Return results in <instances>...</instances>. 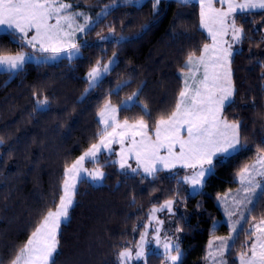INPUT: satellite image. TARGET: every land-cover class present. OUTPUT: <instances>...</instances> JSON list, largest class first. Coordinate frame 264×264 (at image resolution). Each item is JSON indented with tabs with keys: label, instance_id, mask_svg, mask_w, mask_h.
<instances>
[{
	"label": "trees",
	"instance_id": "trees-1",
	"mask_svg": "<svg viewBox=\"0 0 264 264\" xmlns=\"http://www.w3.org/2000/svg\"><path fill=\"white\" fill-rule=\"evenodd\" d=\"M66 2L96 19L112 0ZM108 11L86 34L81 57L27 63L18 73H0V138L4 140L0 146V261L5 264L42 214L58 202L64 164L94 142L102 128L97 112L105 99L121 106V101L140 89L137 105L147 104L153 116L169 109L182 85L179 75L186 54L210 42L199 27L197 3L162 0L154 13L152 0L140 5L119 0V6ZM236 18L245 28V38L232 62L235 104L226 108L225 115L241 122L246 148L218 163L215 174L194 196L182 182L183 170L161 171L155 178H144L143 174L122 172L113 164L115 152L104 153L99 158L106 174L104 183L79 184L70 219L61 225L57 264H116L121 246L134 247L145 230L151 208L166 199L176 201L173 226L183 229V264H206L210 238L229 233L226 224L214 227L222 219L217 199L238 187L236 173L256 159L257 146L264 140V69L260 66L264 63V11L238 13ZM109 26L115 28L120 40L96 43L97 34L109 33ZM0 48L30 51L26 46L21 49L19 39L10 32L0 34ZM114 52L115 67L98 87L85 93L90 67L98 59L107 63ZM125 81L127 86L109 97ZM34 91L40 99L48 97L47 110L37 109ZM140 114L139 106L130 110L121 106L119 118ZM88 165L96 167L91 162ZM252 215H264V201L256 205ZM245 239L240 231L228 253L229 264H239L238 252ZM153 253L148 256V264H163L162 256Z\"/></svg>",
	"mask_w": 264,
	"mask_h": 264
},
{
	"label": "snow or ice",
	"instance_id": "snow-or-ice-1",
	"mask_svg": "<svg viewBox=\"0 0 264 264\" xmlns=\"http://www.w3.org/2000/svg\"><path fill=\"white\" fill-rule=\"evenodd\" d=\"M123 2L131 4L136 0ZM178 2L187 5L191 0ZM197 2L199 27L207 33L210 42L186 54L179 75L182 85L174 105L153 116L147 104L137 105L142 91L138 89L121 101L120 105L124 110L139 106L141 114L121 120V106L114 105L110 98H106L97 112L98 123L102 128L94 142L81 155L64 164L58 202L54 201V207L42 214L26 241L15 249L6 264H57L60 245L58 236L61 225L70 219L78 184L99 182L105 178L106 174L102 166H99V157L102 152L112 154L113 145H119V151L115 152L117 159L112 163L118 165L121 171L130 170L137 175L143 174L144 178H155L157 173L164 170H190L182 182L189 185L193 192L204 187L206 179L215 174L218 163L246 148V144L242 143L241 122L235 118L230 120L225 115L226 108L235 104L236 87L232 70L234 45L242 43L245 38V28L237 24L236 17L238 13L264 11V0ZM161 3L162 0H152L154 13L159 10ZM118 6L119 0L104 5L95 23L100 22L99 17L107 16L110 8ZM73 9V4L66 0H0V29L17 37L21 49L25 46L32 49L29 53L0 48V68L18 73L33 58L47 62L66 56L71 61L79 55L83 45L78 34L86 33L94 25L91 17ZM80 18H83L84 23H79ZM109 33L114 36L115 28L109 26ZM97 35L100 40L107 39L99 33ZM115 56L114 52L113 59L107 63L98 59L90 67L86 74L88 87L85 93L99 86L102 76L111 70ZM260 66L264 69V63ZM127 84V81L118 84L108 94L109 97L113 92L118 95ZM33 95L37 97V109L47 110L48 97L40 99L35 91ZM3 142V138H0V144ZM130 161L135 162V167ZM87 162L96 167L88 169L85 166ZM236 176L240 185L239 192L243 195L239 199L233 197L230 204L227 195L222 201L229 205L225 211L230 235L209 241L207 259L211 264H229L225 253L239 238L240 231H243L246 239L238 252L239 264H264V215L259 218L252 215L256 205L264 201V140L257 146L256 159L251 164L243 165ZM175 204L174 199H166L159 207H152L148 214L149 221L154 220L158 225L153 230L152 241L157 248H162V252L153 254L162 256L163 264H183L178 237L175 242L168 236L162 240L160 233L164 221L156 217V213L164 210L175 215ZM242 222L248 227L242 228ZM182 231L181 227H176L177 233ZM152 241L148 239L147 231L141 232L134 247L128 244L121 246L116 254V264H148V245ZM0 264L5 262L0 261Z\"/></svg>",
	"mask_w": 264,
	"mask_h": 264
},
{
	"label": "rangeland",
	"instance_id": "rangeland-1",
	"mask_svg": "<svg viewBox=\"0 0 264 264\" xmlns=\"http://www.w3.org/2000/svg\"><path fill=\"white\" fill-rule=\"evenodd\" d=\"M145 0H136V2H134L133 4H137V5H140V4H142L143 2H144ZM176 1H178V0H176ZM190 3H197L198 4V2H197V0H191V2ZM217 6H219V5H217ZM73 10H75V9H73ZM75 11H81V12H83L86 16H89V17H91V20H92V22H93V25H95L96 23V21H97V19L98 18H96V19H94L91 15V13L90 12H88V11H86V10H83V9H77V10H75ZM255 11H258V10H255ZM101 17H104V16H101ZM101 17H99V19L101 18ZM79 23H84V20H83V18H80L79 19ZM94 27V26H93ZM92 27V28H93ZM91 28V29H92ZM90 29V30H91ZM203 30V29H202ZM8 31H5V30H3V29H0V34H2V33H7ZM89 31H87L86 33H79L78 34V36H79V40H80V42H81V44L82 45H84L85 43H86V41H85V36H86V34L88 33ZM103 36H105V37H107V39L106 40H100V38H98L97 40H96V43H98V44H103V43H105V42H111V41H119L120 40V38H118L116 35H110V33H107V34H104ZM238 45L239 44H237V45H234V49H235V51L238 49ZM82 48V47H81ZM30 49V48H29ZM26 52H29V53H31L32 52V49H30V51H26ZM36 55H42V54H40V53H36ZM82 56V49H80V53H79V55H77L76 57H74L72 60H74V59H77V58H79V57H81ZM61 59H67V57L65 56V57H62V58H60V59H58V60H48L47 62H43V61H38V60H36L35 58H33V59H31V60H29V62L28 63H35V64H40V63H56V62H58V61H60ZM113 59V58H112ZM115 59V62L112 64V66H111V70L108 72V73H106V74H104L103 76H102V78H101V80L106 76V75H108L111 71H112V69L115 67V65H116V63H117V58L115 57L114 58ZM5 72H8L7 70H5V69H3V68H0V73H5ZM0 146H1V144H0ZM113 149H114V152H118L119 151V145H113ZM113 152V153H114ZM104 153H106V154H109L108 152H102L101 154H100V157H101V155H103ZM236 154V153H235ZM234 155V154H233ZM99 157V158H100ZM132 162H134V161H130V163H132ZM88 163L89 162H87L86 163V167L88 168V169H92V168H94L93 166H90V165H88ZM251 164V163H250ZM132 166L133 167H135V165H133L132 164ZM176 169H180V168H176ZM176 169H173V170H176ZM180 170H183V171H185V175L186 174H190V170H188V171H186V170H184V169H180ZM164 171H167V170H164ZM122 172H124V171H122ZM127 173H131V174H134V173H132L130 170L129 171H127ZM237 180V183H238V178L236 179ZM91 182V181H90ZM206 182V181H205ZM95 186H101V185H103V183H104V179L102 180V181H99V182H92ZM78 186H79V184H78ZM188 187H189V192H190V194L191 195H197L198 193H200L202 190H203V188L201 189V188H198V189H196V191L195 192H193V190L191 189V187L188 185ZM78 188V187H77ZM239 189H240V185H239V183H238V187L237 188H235V189H232V190H229L227 193H225V194H222V195H220L219 196V199H217V204H218V206H219V208H220V210H221V212H222V219H219L217 222H216V224L214 225V227H218L219 225H221V224H226L227 226H228V216L226 215V211H225V209H226V207H228L229 205L228 204H225V203H222V201L224 200V197H225V195H227L228 197H229V204H230V202H231V199L233 198V197H235V198H237V199H239L243 194L241 193V192H239ZM156 207H159V206H156ZM173 210H174V212H175V215H176V211H175V205H174V208H173ZM175 215H171V214H169L168 212H167V210H164V211H162V212H158V213H156V217L158 218V219H160V220H163L164 221V224H163V226L161 227V238H162V240H163V238H164V236H168V237H171L172 239H173V241L175 242L176 241V238L178 237V241H179V244H181V232H179V233H177L176 232V229L174 228V226H173V224H174V222H175ZM237 217H233V219H236ZM66 222V221H65ZM64 222V223H65ZM147 225H148V227L147 228H145V230L144 231H147L148 232V239L150 240V241H152V236H153V230H154V228H156V227H158V225H156V223H155V221L153 220V221H149L148 220V223H147ZM245 225H246V223H243L242 222V228H244L245 227ZM229 228V227H228ZM230 235V229H229V233L227 234V235H215V236H212L211 238H210V240H214V238L215 237H227V236H229ZM233 235H235V234H233ZM209 240V241H210ZM209 243V242H208ZM231 243V242H230ZM234 243H232L231 244V247H232V245H233ZM180 247H181V245H180ZM231 249V248H230ZM230 249H229V251H230ZM182 250V249H181ZM148 251H149V254L151 253V252H155V253H160V252H162V248H157L156 247V244H155V242L154 241H152L149 245H148ZM229 251L228 252H226L225 253V258L227 259V256H228V253H229ZM207 252H208V245H207ZM182 257H183V251H182ZM182 257H181V259H182ZM135 264H142V262H135ZM206 264H211V261L209 260V259H207V257H206Z\"/></svg>",
	"mask_w": 264,
	"mask_h": 264
},
{
	"label": "crops",
	"instance_id": "crops-1",
	"mask_svg": "<svg viewBox=\"0 0 264 264\" xmlns=\"http://www.w3.org/2000/svg\"><path fill=\"white\" fill-rule=\"evenodd\" d=\"M205 32V31H204ZM206 33V32H205ZM207 34V33H206ZM176 170H180V169H176ZM173 171V170H172Z\"/></svg>",
	"mask_w": 264,
	"mask_h": 264
}]
</instances>
